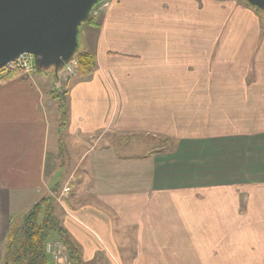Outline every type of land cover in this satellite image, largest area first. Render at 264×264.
I'll list each match as a JSON object with an SVG mask.
<instances>
[{"label": "crops", "instance_id": "crops-1", "mask_svg": "<svg viewBox=\"0 0 264 264\" xmlns=\"http://www.w3.org/2000/svg\"><path fill=\"white\" fill-rule=\"evenodd\" d=\"M78 49L89 74L0 83V264L11 222L58 182L83 264H264V13L115 0Z\"/></svg>", "mask_w": 264, "mask_h": 264}, {"label": "water", "instance_id": "water-1", "mask_svg": "<svg viewBox=\"0 0 264 264\" xmlns=\"http://www.w3.org/2000/svg\"><path fill=\"white\" fill-rule=\"evenodd\" d=\"M99 0H0V69L23 53L56 71L78 50L79 27ZM264 10V0H244Z\"/></svg>", "mask_w": 264, "mask_h": 264}, {"label": "trees", "instance_id": "trees-1", "mask_svg": "<svg viewBox=\"0 0 264 264\" xmlns=\"http://www.w3.org/2000/svg\"><path fill=\"white\" fill-rule=\"evenodd\" d=\"M250 7L258 13H264V10ZM88 23L94 24L95 21L90 17ZM74 58L79 75L89 74L95 67V56L91 52H77ZM36 71H43V69H38L36 64ZM19 75H21L19 70L3 72L0 83ZM54 98L58 101L59 129L62 130L67 124L65 93L56 92ZM60 148H63V143H60ZM59 188L60 182L52 188L55 195L59 193ZM54 236L63 244L70 264H83L77 245L60 225L54 198L51 195H45L24 215L11 222L2 249L1 264H52L45 251V244Z\"/></svg>", "mask_w": 264, "mask_h": 264}, {"label": "built area", "instance_id": "built-area-1", "mask_svg": "<svg viewBox=\"0 0 264 264\" xmlns=\"http://www.w3.org/2000/svg\"><path fill=\"white\" fill-rule=\"evenodd\" d=\"M115 0H99L97 1L90 10V15L94 18L99 17L105 12L110 4ZM76 61H72L73 70L69 71V75L73 76L76 74ZM14 70L21 71V75L24 77L30 76L36 71V62L33 55L23 53L18 57L8 62L5 67L0 69V76L3 72H10ZM71 192L69 184L64 185L58 196L55 197L56 202H61L64 198H68ZM45 251L49 255L52 264H68L67 252L63 244L59 240H49L45 244Z\"/></svg>", "mask_w": 264, "mask_h": 264}, {"label": "rangeland", "instance_id": "rangeland-1", "mask_svg": "<svg viewBox=\"0 0 264 264\" xmlns=\"http://www.w3.org/2000/svg\"><path fill=\"white\" fill-rule=\"evenodd\" d=\"M240 1H244V0H240ZM245 2V1H244ZM247 4V3H246ZM248 5V4H247ZM93 18L94 19V21L96 22V20L99 18V17H97V18H94V17H92L91 15H89V18ZM89 21V20H88ZM88 21L87 22H84V23H82L81 25H80V27H79V33H81V38H82V32H83V29L85 28V26L86 25H90L89 23H88ZM81 50L80 49H78L77 51H76V53L77 52H80ZM76 53L74 54V56H73V58L69 61V62H67L64 66H62L61 67V70L62 69H64V72H66L67 71V73L66 74H68L69 75V71L70 70H73V68H72V61H74L75 60V55H76ZM51 69H53V67H50ZM76 68V67H75ZM76 71V70H75ZM45 70H43V71H35V74H37L38 76H40V75H44L45 74ZM78 72L76 71V74H77ZM65 74V73H64ZM75 74V75H76ZM47 75L48 76H50L51 75V71L50 72H48L47 73ZM67 76V75H66ZM52 116V115H51ZM51 116H50V119H51ZM63 149V151H64V148H62ZM50 150H52V147H50ZM59 194V193H58ZM58 194H54V196H53V198H54V202L56 203V200H55V197L56 196H58ZM65 199V198H64ZM57 204V203H56ZM54 238V237H53ZM52 240H56V239H52ZM68 264H70L69 263V260H68Z\"/></svg>", "mask_w": 264, "mask_h": 264}]
</instances>
